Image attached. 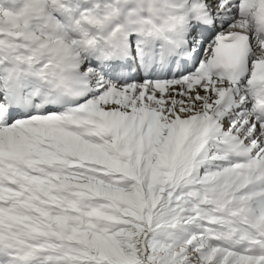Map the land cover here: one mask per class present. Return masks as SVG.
I'll return each mask as SVG.
<instances>
[{
	"label": "snow or ice",
	"instance_id": "1",
	"mask_svg": "<svg viewBox=\"0 0 264 264\" xmlns=\"http://www.w3.org/2000/svg\"><path fill=\"white\" fill-rule=\"evenodd\" d=\"M0 264H264V0H0Z\"/></svg>",
	"mask_w": 264,
	"mask_h": 264
}]
</instances>
